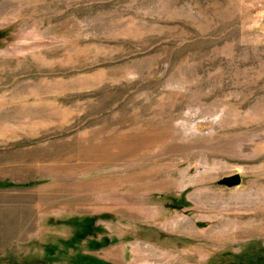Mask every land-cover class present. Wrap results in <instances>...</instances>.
I'll use <instances>...</instances> for the list:
<instances>
[{"label":"rangeland","instance_id":"1","mask_svg":"<svg viewBox=\"0 0 264 264\" xmlns=\"http://www.w3.org/2000/svg\"><path fill=\"white\" fill-rule=\"evenodd\" d=\"M0 264H264V0H0Z\"/></svg>","mask_w":264,"mask_h":264},{"label":"water","instance_id":"2","mask_svg":"<svg viewBox=\"0 0 264 264\" xmlns=\"http://www.w3.org/2000/svg\"><path fill=\"white\" fill-rule=\"evenodd\" d=\"M241 181L242 179L240 176L234 175L226 180V186L229 188H234L239 186L241 184Z\"/></svg>","mask_w":264,"mask_h":264}]
</instances>
